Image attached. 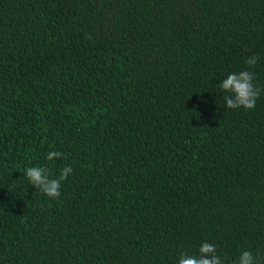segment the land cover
<instances>
[{
	"label": "trees",
	"instance_id": "16d2710c",
	"mask_svg": "<svg viewBox=\"0 0 264 264\" xmlns=\"http://www.w3.org/2000/svg\"><path fill=\"white\" fill-rule=\"evenodd\" d=\"M241 70L264 89V0H0V264H177L205 241L264 264V91L229 109L218 86ZM68 165L58 199L24 175Z\"/></svg>",
	"mask_w": 264,
	"mask_h": 264
},
{
	"label": "clouds",
	"instance_id": "9594fccd",
	"mask_svg": "<svg viewBox=\"0 0 264 264\" xmlns=\"http://www.w3.org/2000/svg\"><path fill=\"white\" fill-rule=\"evenodd\" d=\"M91 39V37H89ZM260 59L256 54L245 58V64L249 67L255 66ZM255 74L249 70H241L238 73H229L220 80L219 88L229 93L224 97L225 106L229 109L245 108L254 109L261 92L264 89L258 88L254 83ZM63 156L60 151H49L46 159L51 161ZM73 172V168L68 165L62 168L59 175H55L49 168L42 166H30L25 170L24 175L37 190L50 199H58L61 196L62 182L67 180ZM198 255L181 253L177 264H224V260L218 253L217 246L207 241L198 248ZM233 264H261L260 260L249 250L239 253Z\"/></svg>",
	"mask_w": 264,
	"mask_h": 264
}]
</instances>
